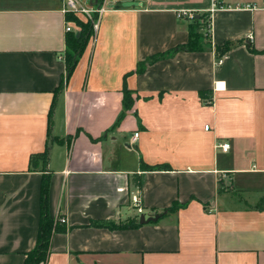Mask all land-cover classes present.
I'll use <instances>...</instances> for the list:
<instances>
[{"label": "crops", "instance_id": "0c3cea01", "mask_svg": "<svg viewBox=\"0 0 264 264\" xmlns=\"http://www.w3.org/2000/svg\"><path fill=\"white\" fill-rule=\"evenodd\" d=\"M78 2L105 11L66 81V24L80 28L63 0H0V264L35 248L46 176L63 231L43 264H264L262 0H222L214 13L212 0ZM179 11L209 17L211 48L136 73L189 41ZM46 147L47 162L31 163Z\"/></svg>", "mask_w": 264, "mask_h": 264}, {"label": "trees", "instance_id": "16d2710c", "mask_svg": "<svg viewBox=\"0 0 264 264\" xmlns=\"http://www.w3.org/2000/svg\"><path fill=\"white\" fill-rule=\"evenodd\" d=\"M105 0H98L100 4H103ZM206 15L202 16L200 19H195L192 24L189 26L190 37L189 41L183 45L178 46L177 48L173 49L172 51L164 54H158L148 58L145 62H141L136 69V73H143L146 69L147 64L154 63L158 60L167 58L179 51H186V52H199L203 51L207 48H211V41H210V29L208 35H203L204 24L201 23V20L204 19ZM97 18V15H95ZM67 19L69 21L75 22V24L80 28L79 34H74L73 32H69L67 36V45H68V52L66 56V81H69L76 66L78 64L79 58L84 53L92 35L94 34L93 24L91 21L83 22L78 18H75L73 14L68 13ZM234 44L231 42L226 43L224 46L215 47L216 53L218 58L223 57L232 47ZM264 53V51H262ZM203 95V94H202ZM124 110H130L134 106V98L133 92L127 88L124 89ZM52 113L53 108L50 112V119H49V136L51 137V130H52ZM124 113L120 115L116 126H118L121 121L123 120ZM53 141L61 142L60 140L53 139ZM49 148L46 147V150L42 154L33 155L31 158V163L35 162L36 159H40L45 163L48 160ZM150 170H166L167 166H147ZM49 177L46 176L43 179L42 187H41V214H40V226H39V233L38 239L35 248L27 253L26 259L24 264H43L47 261L48 254L50 251V245L52 238L55 233L63 231L60 227L59 222H55L50 219L48 214V192H49ZM178 204L175 203L172 208L166 210L164 213L176 212L178 209ZM111 228H123L125 226H114L111 225Z\"/></svg>", "mask_w": 264, "mask_h": 264}, {"label": "built area", "instance_id": "2783aa9c", "mask_svg": "<svg viewBox=\"0 0 264 264\" xmlns=\"http://www.w3.org/2000/svg\"><path fill=\"white\" fill-rule=\"evenodd\" d=\"M262 6L264 7V0H262ZM258 8V6L256 4H248L246 6H244V9H248V10H256ZM225 6L222 3V0H212V8L210 10V13H214L216 11L219 10H224ZM105 9L103 7H100L96 10H89L85 7H83L78 0H63V12L68 14V13H73L75 15H83L85 16L89 21L92 22L93 24V29H94V33H97L98 28H99V24H100V18L102 16V14L104 13ZM95 15H97V18H95ZM178 18L180 20H188L190 22H193L196 18H197V13L193 12V11H179L177 13ZM73 28L71 25L66 24V32H72ZM247 40L249 41H253V35L249 34L246 37ZM218 66H220L223 63L222 58H220L217 62ZM216 90L222 89V87H220L219 84H216L215 86ZM209 103H212V98L209 99L208 101ZM209 129V126H206V130ZM139 134L136 133L134 134V138L136 139L138 138ZM217 148L221 149L223 152H228V150L230 149V144L229 143H220L218 144ZM135 203H138V200L135 199ZM142 211V210H139ZM62 223H65L66 220L65 219H61L60 220Z\"/></svg>", "mask_w": 264, "mask_h": 264}, {"label": "rangeland", "instance_id": "374dc122", "mask_svg": "<svg viewBox=\"0 0 264 264\" xmlns=\"http://www.w3.org/2000/svg\"><path fill=\"white\" fill-rule=\"evenodd\" d=\"M204 21H203V26H204V29H203V35L205 36H207L208 35V33H209V17H205L204 19H203Z\"/></svg>", "mask_w": 264, "mask_h": 264}, {"label": "water", "instance_id": "95a60500", "mask_svg": "<svg viewBox=\"0 0 264 264\" xmlns=\"http://www.w3.org/2000/svg\"><path fill=\"white\" fill-rule=\"evenodd\" d=\"M159 218H160V215H156L155 217H151V218H148L147 220H145V217L142 216V217H141V220H140V223H141V224H145V223L155 222V221H157Z\"/></svg>", "mask_w": 264, "mask_h": 264}]
</instances>
